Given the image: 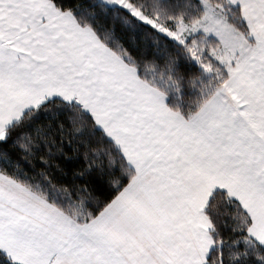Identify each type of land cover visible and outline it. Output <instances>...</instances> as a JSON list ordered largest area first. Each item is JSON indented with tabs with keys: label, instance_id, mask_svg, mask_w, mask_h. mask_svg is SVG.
<instances>
[{
	"label": "snow or ice",
	"instance_id": "snow-or-ice-1",
	"mask_svg": "<svg viewBox=\"0 0 264 264\" xmlns=\"http://www.w3.org/2000/svg\"><path fill=\"white\" fill-rule=\"evenodd\" d=\"M0 264H264V0H0Z\"/></svg>",
	"mask_w": 264,
	"mask_h": 264
}]
</instances>
